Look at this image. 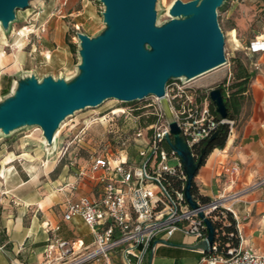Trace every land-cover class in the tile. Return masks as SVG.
Wrapping results in <instances>:
<instances>
[{
    "label": "built area",
    "instance_id": "1",
    "mask_svg": "<svg viewBox=\"0 0 264 264\" xmlns=\"http://www.w3.org/2000/svg\"><path fill=\"white\" fill-rule=\"evenodd\" d=\"M249 48L252 54H248L254 57L264 50V39L253 41ZM255 67L259 64L255 63ZM211 89L195 87L181 78L172 79L163 97L153 95L167 104L170 116L158 114L157 121L147 130L138 129L132 139L119 141L114 151L90 154L84 164L80 156L75 157L78 176L95 180L99 195L69 198L64 218L82 217L95 236L94 245H86L80 239L54 237L46 246V259L41 264H118V260L120 264H151L150 255L157 239H166L176 231L193 236L197 242L207 239L205 217L213 222L219 215L226 217L231 213L238 222L236 203L248 189H227L236 183L239 165L233 163L225 168L228 184L222 193L209 200L195 196L198 207L193 208L184 192L186 171L166 140L171 133L170 121L174 119L196 157L200 155L198 146L206 142L221 123L230 124V137L235 121L214 112ZM124 109L120 113L128 115L134 111L129 107ZM131 143H140L139 163L129 156L127 148ZM69 147L67 144L62 157ZM71 188L77 185L72 184ZM60 229V225L49 228L53 232ZM54 250L58 252L55 259ZM192 264H264V254L243 247L241 242L221 246L215 237L209 250L203 251L201 259Z\"/></svg>",
    "mask_w": 264,
    "mask_h": 264
},
{
    "label": "water",
    "instance_id": "2",
    "mask_svg": "<svg viewBox=\"0 0 264 264\" xmlns=\"http://www.w3.org/2000/svg\"><path fill=\"white\" fill-rule=\"evenodd\" d=\"M31 0H0V21L5 29L16 19V10L29 7ZM106 5L108 29L98 37L79 33L82 73L71 82L42 81L26 75L18 81L13 96L0 103V130L4 133L28 124L41 126L47 144L56 140L62 122L78 110L97 107L107 99L124 102L143 100L150 95L163 97L172 79H193L227 63L226 37L219 22V8L225 0H175L174 16L162 27L156 25L158 0H102ZM210 97L217 113L228 118V107L221 87H213ZM165 107L168 108L167 104ZM166 140L181 159L187 177L184 186L188 204L198 207L193 185L207 156V144L196 157L182 135L177 120L170 121ZM204 217V213H201ZM208 238L181 246L208 251L215 241V226L205 217ZM158 243H153L150 263Z\"/></svg>",
    "mask_w": 264,
    "mask_h": 264
},
{
    "label": "crops",
    "instance_id": "3",
    "mask_svg": "<svg viewBox=\"0 0 264 264\" xmlns=\"http://www.w3.org/2000/svg\"><path fill=\"white\" fill-rule=\"evenodd\" d=\"M222 9L226 39L234 41L237 50L244 51L246 63L254 72L250 83L251 99L244 105L243 110L248 114L242 123L234 128L225 147L216 148L208 155L195 180L201 193L212 198L227 188L225 168L233 163L239 165L236 183L227 189H248L236 203L239 242L245 248L264 254V50L252 57L249 48L253 41L264 39V0H228ZM0 40H6L4 32ZM255 63L259 64L258 68ZM4 71L0 76L6 73ZM231 73L230 67L224 75L213 79L210 88L218 86ZM5 149L4 146L0 151V264H21L19 257L13 259L21 251L28 261L34 259L32 264H38L37 259H43L46 246L54 237L80 239L93 246L95 236L91 241L84 233L66 237L62 230L72 231L74 227L70 226L74 223L86 224L80 216L66 220L65 205L69 198L97 197L99 189L95 180L79 177L78 168L75 173L67 171L55 176L57 165L48 168L47 161L45 178L39 184L30 174L24 178L17 174L16 159L11 154L14 152ZM28 153L22 151L14 155L22 157ZM62 159L60 156L58 161ZM85 159L80 156V162ZM72 184L77 188L72 189ZM56 225L61 229L49 230ZM91 233L94 235L92 230ZM166 239L173 244L158 243L152 264H192L203 256V250L180 245L197 242L193 236L176 231Z\"/></svg>",
    "mask_w": 264,
    "mask_h": 264
},
{
    "label": "rangeland",
    "instance_id": "4",
    "mask_svg": "<svg viewBox=\"0 0 264 264\" xmlns=\"http://www.w3.org/2000/svg\"><path fill=\"white\" fill-rule=\"evenodd\" d=\"M174 2L175 0L157 1L158 27L164 26L176 17L170 13ZM227 2L228 0H225L224 6ZM105 11L106 5L102 0H31L28 8L16 10V19L7 29L0 21V34L2 32L6 34V40L4 42L0 40V72L3 70L6 72L0 76V103L14 95L18 81L26 75L34 74L40 81L49 75L55 80L67 82L77 78L82 73L80 66L83 63L79 33L83 32L91 37L102 35L109 27L105 21ZM218 13L220 25L224 28L223 9L219 8ZM236 46L234 41L226 39L227 63L187 82L195 87L210 88L213 79L224 75L230 67L232 71L234 57L241 56L246 61L244 51L237 50ZM231 74L221 82L231 78ZM124 107L134 111L128 115L112 112L114 109ZM164 113L165 117L172 114L170 109L153 95L132 102L111 98L97 107L78 110L68 116L59 127V135L55 136L53 144L46 143L41 126L36 124L24 125L10 133L0 130V151L4 146L5 150L17 154L28 151L29 153L23 154L22 157H16L11 153L16 159V172L22 178L30 174L33 180L41 183L45 178V162L48 161V168L57 165L54 170L55 176L65 174L67 171L75 173L78 168L76 156L87 158L94 152L114 151L119 141L132 139L138 129L147 130L151 123L157 121L158 114ZM247 114L248 111L244 109L235 128L242 123ZM67 144H70L69 150L59 162V157L62 156ZM139 147L140 143H131L127 148L129 156L136 160V163L141 159L138 154ZM81 163L84 164V160H81ZM70 227L74 229L62 230L66 237L83 233L89 241L94 237L89 225L74 223ZM22 252L13 259L19 257L21 264H32L34 259L28 261ZM52 256L54 259L57 258L58 252L54 250ZM45 259L44 255L43 259H37V263L41 264ZM117 263L120 264V260Z\"/></svg>",
    "mask_w": 264,
    "mask_h": 264
},
{
    "label": "trees",
    "instance_id": "5",
    "mask_svg": "<svg viewBox=\"0 0 264 264\" xmlns=\"http://www.w3.org/2000/svg\"><path fill=\"white\" fill-rule=\"evenodd\" d=\"M234 66L232 69L231 78H226L218 86L222 88L226 98L228 107V118L235 121V125L238 124L241 119L244 105L251 99L250 95V83L254 76V72L251 71L246 61L241 56L233 58ZM214 112L218 115L215 106L212 105ZM154 118L151 119L153 121ZM244 119V118H243ZM219 133L216 138L209 144H207V156L216 148H223L227 144L230 134V124L221 123L219 126ZM206 142L200 144L197 148L198 153L201 154ZM193 194L199 196L204 200L210 198L200 192L199 186L194 181ZM213 224L216 231V241L221 246H227L228 244H237L239 242V234L237 229V221L234 216L229 213L226 217L219 215L216 219H213Z\"/></svg>",
    "mask_w": 264,
    "mask_h": 264
},
{
    "label": "bare ground",
    "instance_id": "6",
    "mask_svg": "<svg viewBox=\"0 0 264 264\" xmlns=\"http://www.w3.org/2000/svg\"><path fill=\"white\" fill-rule=\"evenodd\" d=\"M125 108V107H124ZM124 108H117V109H114L113 113L114 112H123L125 109ZM102 118V117H101ZM100 119V118H99ZM59 130V129H58ZM57 130V132L55 133V136L57 137L59 135V131Z\"/></svg>",
    "mask_w": 264,
    "mask_h": 264
}]
</instances>
